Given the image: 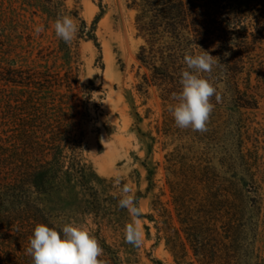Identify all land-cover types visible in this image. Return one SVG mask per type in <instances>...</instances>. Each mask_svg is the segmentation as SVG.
<instances>
[{"label":"trees","instance_id":"obj_1","mask_svg":"<svg viewBox=\"0 0 264 264\" xmlns=\"http://www.w3.org/2000/svg\"><path fill=\"white\" fill-rule=\"evenodd\" d=\"M128 6L137 11V34L143 39L138 59L147 69L138 90L147 94L156 85L164 98L172 99L181 91L185 52L206 50L218 61L211 79L224 85L221 102L215 97L211 102L236 106L234 117L241 123L232 131L241 133L249 119L244 116L247 109L259 106L250 66L258 42L264 41V0H128ZM79 30L91 35L94 29L83 21ZM0 81L6 84L0 96L7 106L0 132V264H32L26 249L35 226L58 228L67 217H93L98 225L94 236L103 249L100 264H143L141 246L124 239L131 220L127 209L118 206L122 186L101 177L85 156L79 116L90 115L87 103L94 82L87 86V98L79 101V77L68 71L0 65ZM239 135L240 156L254 182L255 156L243 150L244 136ZM177 158L167 156L175 213L158 197L153 201L160 216L156 221L178 264H206L214 239L208 236L220 231V223L211 220L213 208L190 194L199 172L191 165L187 180ZM145 165L151 179L155 170ZM59 194L69 198V212L49 206V198ZM105 232L114 241L109 242Z\"/></svg>","mask_w":264,"mask_h":264},{"label":"rangeland","instance_id":"obj_2","mask_svg":"<svg viewBox=\"0 0 264 264\" xmlns=\"http://www.w3.org/2000/svg\"><path fill=\"white\" fill-rule=\"evenodd\" d=\"M136 12L128 0H0V65L71 72L80 80L75 89L79 101L87 98V86L94 82L87 103L90 115L79 116L85 156L101 177L121 186L127 183L139 197L143 264H178L159 231L160 216L153 204L160 197L175 213L167 156L176 160L177 155L182 156L177 160H182L187 180L189 168L199 172L191 196L213 208L211 220L220 223V231L208 236L214 239L206 264H264V41L258 42L250 66L259 106L247 109L244 116L249 119L241 133L232 131L241 121L230 104L213 103L205 131L180 129L168 110L173 99L164 98L156 85L147 94L138 90L147 69L138 59L143 39L137 34ZM58 14L70 15L78 29L85 21L94 30L91 35L79 30L69 45L52 26ZM37 26L44 28L39 35ZM5 86L0 81V88ZM5 100L0 96V132ZM238 135L244 136L243 150L255 156L254 182L240 156ZM145 164L155 170L151 179ZM48 204L53 210H71L69 198L61 194L49 198ZM69 221L82 224L92 235L98 228L93 217L65 218ZM105 234L114 241L111 233Z\"/></svg>","mask_w":264,"mask_h":264},{"label":"clouds","instance_id":"obj_3","mask_svg":"<svg viewBox=\"0 0 264 264\" xmlns=\"http://www.w3.org/2000/svg\"><path fill=\"white\" fill-rule=\"evenodd\" d=\"M52 26L56 36L69 45L79 31L74 19L66 14H58ZM34 31L39 35L44 28L37 26ZM183 63L186 68L181 71V91L173 93L174 103L169 105L168 110L178 128L202 132L206 130L214 110L212 98L215 97L217 103L223 99L224 85L211 79L218 61L206 50L196 52L193 49L185 52ZM119 179L116 177V180ZM117 200L120 208L127 209L131 220L124 228L125 241L133 246L142 244L139 217L143 215V209L130 185L123 184ZM102 253L95 236L75 221L64 222L58 228L45 223L37 224L26 249L32 264H100L98 258Z\"/></svg>","mask_w":264,"mask_h":264}]
</instances>
